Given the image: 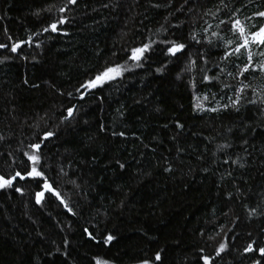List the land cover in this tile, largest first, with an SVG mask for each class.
<instances>
[{
    "label": "trees",
    "instance_id": "trees-1",
    "mask_svg": "<svg viewBox=\"0 0 264 264\" xmlns=\"http://www.w3.org/2000/svg\"><path fill=\"white\" fill-rule=\"evenodd\" d=\"M258 11L264 0H0V174L23 173L51 131L38 167L64 201L37 205L28 178L15 181L23 195L0 190V264H264L243 252L264 246V73L238 76L243 49L224 58L239 42L230 20L255 31ZM171 42L185 48L172 56Z\"/></svg>",
    "mask_w": 264,
    "mask_h": 264
},
{
    "label": "snow or ice",
    "instance_id": "snow-or-ice-1",
    "mask_svg": "<svg viewBox=\"0 0 264 264\" xmlns=\"http://www.w3.org/2000/svg\"><path fill=\"white\" fill-rule=\"evenodd\" d=\"M77 0H68V4H76ZM59 12H64L65 8L61 7L58 9ZM255 16L264 18V11H258L254 14ZM65 19L63 17L58 18L56 20H53L45 29L44 31H51L53 33H56L59 31L58 25H63L65 23ZM221 23H224V21H221ZM231 23V30L233 31L234 35H237L238 37V43L236 44V47L232 49L231 52L225 51L224 52V58L229 57L233 54H238L243 49L244 51L248 52L247 57V63L243 65L242 68L239 69L238 76H242L245 73L249 72V70L256 72L259 71L261 73H264V63H260L258 66L253 63L252 54H251V47L256 46L257 48H264V24H261L255 31H247L245 26L242 25L241 21L239 20H230ZM216 33H213V36H215ZM29 41H17L12 43L10 47V51L13 53L17 52V49L20 48L24 43H28ZM229 44L232 43V41L228 42ZM6 45L0 44V48H4ZM150 45L144 44L140 47H134L130 50L129 59H131L134 62H139L142 60L144 53L148 51ZM185 48V45L183 43H176L171 42L170 47L167 49V53L176 56L178 53L182 52V50ZM261 55H264V51L261 52ZM194 66L190 65L189 70H191V67ZM223 69H221V72ZM121 73V68L119 66L116 67H106L103 71L99 72L95 77L92 79L86 80L84 83L80 85L81 89L84 90H91L95 89L97 86L102 85L108 80H111L115 78L116 76H119ZM216 79V77H209L207 74L203 75L201 78V82H211L212 80ZM249 85H242V87L237 88L236 91V98L232 101L233 106L238 105L241 100V94L245 89H247ZM79 90V89H78ZM254 91V90H253ZM205 99H207L205 97ZM249 103H255V101L249 100ZM201 108L200 104H194V109ZM238 110V109H237ZM208 111H215L213 108H209ZM68 117L72 116V109H67ZM177 127H181L180 124H177ZM54 135L53 132L47 131L44 132L42 137L40 138V141L37 143H34L31 145L32 152L28 153L26 152L24 155L26 156L30 167L26 166L23 173L20 171L15 172L12 175L5 176L3 174H0V190L3 189H9L14 188V190L17 193H20L23 195V191L20 187H15V181L17 179L19 180H25L26 178L32 179L33 181L38 182V186L41 188V191H37L35 193V202L37 205H40L42 200L45 197V193H50L52 196H54L57 200L60 201L61 204L64 203V201L60 198V194L55 190V188L52 186V184L48 181L46 178L45 173L38 167L41 164V157L38 154L41 147L43 140L48 139L49 137H52ZM225 163H228L227 160H225ZM233 164H236L237 161H232ZM243 167V165H240ZM121 168L124 167L123 164L120 165ZM251 215V213H250ZM84 233L88 236L89 239H95L94 236L89 233L88 229H84ZM113 239L112 235H108L104 238V243L107 244L109 241ZM255 241L250 242L247 244V246L243 249L244 253H257L260 257H264V246L257 245L254 248ZM225 250V244L220 243L219 247L216 249V256H220V254ZM155 259L157 261L160 260V253H156ZM200 259L203 261V264H211L212 258L210 256H201ZM96 264H107L106 261H101L99 259L96 260ZM141 264H150L148 260L142 261ZM254 264H262L260 260H254Z\"/></svg>",
    "mask_w": 264,
    "mask_h": 264
},
{
    "label": "rangeland",
    "instance_id": "rangeland-1",
    "mask_svg": "<svg viewBox=\"0 0 264 264\" xmlns=\"http://www.w3.org/2000/svg\"><path fill=\"white\" fill-rule=\"evenodd\" d=\"M116 77H118V76H116ZM116 77H115V78H116ZM115 78H113V79H115ZM111 80H112V79H111ZM108 81H110V80H108ZM108 81H106V82H108ZM106 82H105V83H106ZM105 83H103V84H105ZM103 84H102V85H103ZM100 86H101V85H100ZM97 87H99V86H97Z\"/></svg>",
    "mask_w": 264,
    "mask_h": 264
}]
</instances>
